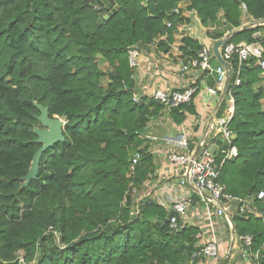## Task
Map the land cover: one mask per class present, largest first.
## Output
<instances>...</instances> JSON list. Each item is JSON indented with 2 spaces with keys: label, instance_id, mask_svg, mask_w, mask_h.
Listing matches in <instances>:
<instances>
[{
  "label": "trees",
  "instance_id": "obj_1",
  "mask_svg": "<svg viewBox=\"0 0 264 264\" xmlns=\"http://www.w3.org/2000/svg\"><path fill=\"white\" fill-rule=\"evenodd\" d=\"M114 1L117 9L100 22L107 10L97 0H0V264H185L198 249L197 228L171 232L166 210L156 203L141 199L142 219L121 206L130 156L141 155L136 186L154 174L155 157L141 146L140 134L162 108L152 97L132 99L127 49L136 43L150 47L166 36L155 45L166 51L177 25L189 18L173 11L180 0ZM241 1L253 18L264 19V0H188L184 9L204 26L221 23L233 30L240 25ZM254 29L235 30L228 41H251ZM182 41V60L201 48L190 37ZM97 55L109 72L99 68ZM260 73L255 60L247 59L232 89L230 126L238 155L224 162L219 180L264 212V198H257L264 190V92L254 88ZM105 74L107 87L101 84ZM33 101L65 120V140L42 154L38 176L23 186L20 177L40 146L34 141L33 125L40 124ZM188 105L171 109L176 122L193 111ZM231 220L237 235L252 236L251 249L264 245L261 217L237 214Z\"/></svg>",
  "mask_w": 264,
  "mask_h": 264
},
{
  "label": "built area",
  "instance_id": "obj_2",
  "mask_svg": "<svg viewBox=\"0 0 264 264\" xmlns=\"http://www.w3.org/2000/svg\"><path fill=\"white\" fill-rule=\"evenodd\" d=\"M173 11L179 12V8H175ZM166 25L169 27L170 23L167 22ZM248 26L255 28L251 34V41L234 43L228 41L229 37H224L225 43L220 46L221 58L229 63L233 71L232 80L228 84L223 100H220V94L226 79V69L220 63L217 66L212 65L211 60L216 57L211 44H202L201 48L194 55L187 56L186 60L179 59L182 74L189 70H196L202 74L216 75L218 88L206 86L209 96L216 97V102H214L209 120L206 121L208 122V133L202 135L200 143L190 146L187 131L183 128L176 136H161L145 132L147 129L140 134L144 142L143 146H146L154 157H160L166 161L167 171L171 172V182L163 192L166 196L164 209L167 212L169 230L175 233L185 226L197 228L194 237L198 249L192 253V259L189 260L191 263H193V259H201L208 264H262L264 259V245L255 250L251 249L252 236L249 234L237 235L231 220V217L237 214H251L264 220V212L253 208L249 197L235 196L228 192L219 180L224 162L236 158L238 155V148L234 144L235 132L230 126L234 114L232 89L240 84V72L247 59L253 58L255 64L264 73V30L256 29L258 26H264V19L251 17ZM141 51L142 45L139 43L128 47V65L132 69L138 66ZM198 88L193 83L172 90L155 89L151 97L162 105L165 111L170 112L174 107L190 104L196 96ZM132 99L139 100L135 92ZM224 100L226 105L224 104L222 107ZM230 100L233 104L231 117L226 115V106ZM220 109L223 111L221 114ZM215 140L218 141V144ZM209 142L216 146L217 153L208 146ZM140 156L139 152H135L130 158L127 175L130 181L123 194L121 206L126 205L129 198L137 195L141 189V186H136L134 182L135 168ZM162 178L163 176L158 177L156 183L160 182ZM147 181L150 182V180ZM143 196L144 199H147V196ZM257 198H264V190L257 193ZM193 207L200 209V214L197 210L192 211ZM216 218L223 219L228 225V235L231 239L230 244L225 248L220 245V226H217ZM238 244L242 248L237 252Z\"/></svg>",
  "mask_w": 264,
  "mask_h": 264
},
{
  "label": "crops",
  "instance_id": "obj_3",
  "mask_svg": "<svg viewBox=\"0 0 264 264\" xmlns=\"http://www.w3.org/2000/svg\"><path fill=\"white\" fill-rule=\"evenodd\" d=\"M188 3V0H180L177 8L184 12V7ZM241 15H240V25L236 29H228L226 26L211 25L200 26L198 21L191 19L190 22L177 25L173 32V41L169 43L165 50L156 49V43L165 42L166 36H161L156 39L150 47L142 45V51L138 58V66L133 69V78L135 83V94L141 97H151L152 92L155 89H165L172 90L185 87L186 85L195 83L199 88L192 102L188 106L193 107V111H185L184 118L180 122H176L171 116L170 112H167L162 107L157 116L151 118L147 123V130L145 132L159 134L161 136H176L180 134V131L185 129L187 131V138L190 146L197 145L201 141V137L204 133H208V125L206 121L209 120L212 110L214 108V102H216V97H210L206 90V86L218 88L216 84L215 74H202L200 71L189 70L187 73L182 74L180 72V54L182 49L180 46L183 45V37H190L191 39L197 41L199 45L206 44L213 47L214 43L218 39L224 38L228 33L235 30H241L243 27H248V22H250L251 15L246 11L245 3L241 1L240 3ZM220 12V11H219ZM185 15L191 14V11L184 12ZM188 16V18H189ZM253 18V17H252ZM202 25V24H201ZM264 30V28H261ZM223 32V37H215V33ZM244 42V41H240ZM212 65L217 66L219 62L217 59L211 60ZM204 84H203V83ZM255 91L261 89L264 92V80L262 79L254 84ZM218 95V94H217ZM264 98L261 99V103ZM225 100L223 103L225 104ZM218 144V141L215 140ZM144 142H142V145ZM208 146L217 153V148L211 143ZM155 170L154 174L149 181H144L140 185L147 199H144L142 204L148 202L156 203L163 209L165 208V195L164 189L170 184L171 178L170 171H167L168 165L166 161L160 157H155ZM162 180L156 183L158 177ZM197 210L200 214V209L193 207L192 211ZM200 218V215H198ZM221 220L222 222L218 221ZM217 226H220L219 233L221 234L220 245L225 248L230 244V235H228V225L223 219L216 218ZM225 231V232H223ZM228 235V236H227ZM242 248L240 244L237 245V252ZM203 264H208L206 261Z\"/></svg>",
  "mask_w": 264,
  "mask_h": 264
},
{
  "label": "water",
  "instance_id": "obj_4",
  "mask_svg": "<svg viewBox=\"0 0 264 264\" xmlns=\"http://www.w3.org/2000/svg\"><path fill=\"white\" fill-rule=\"evenodd\" d=\"M97 3L107 10V13L99 18L100 22L111 16L112 13L115 12V10L117 9V5L115 4L114 0H97ZM234 32L235 31L228 33L225 38L230 37ZM224 43V38L218 39L214 43L212 48L217 61L222 64L226 69V79L220 94V100L224 99L228 84L230 83L233 76V71L229 63L224 61L220 55V46ZM33 104L39 110V114L36 116V120L40 124V127L37 125H33V132L37 136L34 141L36 143H39L40 146L33 153L28 172L24 176L20 177V180L23 181V186H27L31 179H35L38 176L40 159L42 154L56 143L65 140V136L63 135V127L65 124L64 119L56 115L50 117L48 107H45L37 103L36 101H33ZM167 221L168 219L164 218V223H167Z\"/></svg>",
  "mask_w": 264,
  "mask_h": 264
},
{
  "label": "rangeland",
  "instance_id": "obj_5",
  "mask_svg": "<svg viewBox=\"0 0 264 264\" xmlns=\"http://www.w3.org/2000/svg\"><path fill=\"white\" fill-rule=\"evenodd\" d=\"M187 11H188L187 9H184V12L187 13ZM217 14H218L219 19L221 21V19H223L222 18V11L220 10V12ZM182 15H184V14H182ZM184 16H186V15H184ZM188 16H186V17H188ZM191 19L194 21L195 20L198 21V25L203 26V25H201L200 19L197 16V14L192 12V11H191V14L189 16L188 22H190ZM254 19H257V18H254ZM218 24H217L218 26H221V23H218ZM95 61H97L99 68L102 71H104L105 73L109 72L111 70V67L107 64V62L104 60V58L102 56L97 55ZM260 76H261V79L263 81L264 80V73L262 71L260 73ZM109 82H110V79L107 76V74H105V76L102 78V83H101L102 86L107 87V84ZM225 105H226V103H225ZM262 107L264 108V101H262ZM235 137H237V133H235ZM126 177H127V174H126ZM144 194H145V192H143L141 189H139V192L137 193V195L130 197L128 203L123 206V208L128 209L130 217L136 216V217H139L140 219L143 218L144 209H143V205L141 204L142 202H140V201H141V199H144V196H143ZM154 219H155L154 217L151 218V220H154ZM23 254H24L23 251L17 252V258H19L20 260H23ZM157 262L158 261L156 259H154V263L156 264ZM161 264H173V261L171 259H165V260H163V262ZM185 264H192V263L190 261H188V262H185ZM196 264H203V261L201 259H198Z\"/></svg>",
  "mask_w": 264,
  "mask_h": 264
},
{
  "label": "bare ground",
  "instance_id": "obj_6",
  "mask_svg": "<svg viewBox=\"0 0 264 264\" xmlns=\"http://www.w3.org/2000/svg\"><path fill=\"white\" fill-rule=\"evenodd\" d=\"M232 113H233V104L230 100V101H228V104L226 106V115L231 117Z\"/></svg>",
  "mask_w": 264,
  "mask_h": 264
}]
</instances>
